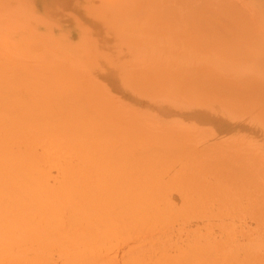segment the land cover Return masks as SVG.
<instances>
[{"label": "bare ground", "instance_id": "1", "mask_svg": "<svg viewBox=\"0 0 264 264\" xmlns=\"http://www.w3.org/2000/svg\"><path fill=\"white\" fill-rule=\"evenodd\" d=\"M127 1L135 67L120 77L128 87L147 90L151 63L158 87L200 93L229 115L264 97V44L255 33L256 18H243L247 12L236 0ZM148 30L158 36L154 43L147 40ZM147 51L153 53L149 60ZM31 55L28 65L7 71L0 65V256L12 255L7 264L41 261L42 250L10 251L53 234L60 236L58 247L71 254L63 264H264V252L242 243L223 245L227 239L213 245L196 243L198 235L192 243L171 244L163 237L136 242L147 232L187 224L209 199L239 215L255 212L263 224L264 155L255 146L241 136L206 138L178 119L160 123L156 135L147 116L130 111L122 99L124 115L115 120L108 106L114 101L105 107L100 93L109 98L110 92L100 82L84 83L81 71L48 53ZM153 56L162 57L159 67ZM183 113L193 114L192 123L202 116L215 119L199 110ZM254 115L252 124L264 129V107ZM120 241L131 252L117 263Z\"/></svg>", "mask_w": 264, "mask_h": 264}, {"label": "rangeland", "instance_id": "2", "mask_svg": "<svg viewBox=\"0 0 264 264\" xmlns=\"http://www.w3.org/2000/svg\"><path fill=\"white\" fill-rule=\"evenodd\" d=\"M126 3H128L127 0H0V65L5 66V71H7L9 70L8 68L10 65H13L14 67L15 65H28L32 63L33 59L31 53L36 54L38 51L48 53L51 55V59H56V63L65 65L66 67L69 65L73 67L74 70L81 71L85 78L84 83L89 84L94 81V83L97 84V82H100L101 88L110 92L109 98L102 96L101 93L100 97L102 99L104 98L102 100L103 103L106 101L104 104L105 107H112L109 108L110 111L112 110L110 114L114 116L115 120H117V118L119 120L123 118L122 115L124 114L122 113V106L119 103L120 99H122L127 103V106L131 108L130 111L142 112V115L145 114V116H147V126L153 128L157 135L160 129L159 124L161 123L163 126L166 124V121L174 119L177 115L176 109H180L177 117H183L182 122L193 124L195 126L191 127L192 131H196L198 134H202L207 138L210 134L209 131H211L214 126L223 123V120L219 119H224L219 118L221 116L218 115H221L219 114L221 111L219 110L218 104L211 98L200 93L187 95V92H182V89L179 88H167L163 85L158 87L154 84L157 78V73L156 70L153 69L154 65L151 63L147 64V90L128 87L124 82L126 79L120 77V73L126 74V72H129L135 67V65L130 64L132 61L131 53L133 50L130 46L131 42L128 39V36L133 35L135 32H132L134 29L132 23L128 22V19L131 17L128 15L131 8L127 7ZM154 35V30H148V42L150 41L151 43H154L155 40L152 37H158ZM151 55H153V53L150 54V52L147 51V60L151 58ZM153 58L156 63L155 66L159 67L162 57L153 56ZM106 98L107 100H105ZM110 102H112V104L114 103V108ZM108 103L111 105H108ZM128 104H131V106ZM167 107H170L171 109ZM202 108L210 109L211 112L209 114L212 115V118L215 117V119L213 121L207 120L202 116L192 123L191 118L194 117L192 116L193 114L183 113L189 112L195 114L198 110L199 113L201 111L206 113L209 112V110H201ZM116 109H119V111L117 110L116 112H120L121 115L116 114ZM151 111H156L157 113H152ZM113 112L115 113L113 114ZM223 125L224 123L222 124V127H224ZM211 138L214 139L213 137ZM212 139H210L211 143ZM259 172L261 173L260 170ZM213 200L214 199H209L205 201L206 204L202 202L203 206L200 209L203 208V211L198 209L195 212V214L197 213V216H195L196 220H194L193 216L195 214H193L186 219L188 222L185 225L182 223L175 225L172 227L173 229H169L167 232H147V236H138L137 241H135L137 243L143 242L147 238V242H150L156 238L163 237L171 244L176 242L179 244L182 242L192 243L199 239L196 243H204V240L205 244L207 243L208 245V243H211L213 245L217 244L214 242H217L219 239L221 242H224V240L227 239L225 240L227 244L224 242L223 245H230L232 243L231 245L237 246L242 243L245 245L247 244V246L250 245L249 249L252 248L255 250L254 248H256L259 251L264 252V227H261L264 223L261 224L262 218H260V216L258 218V216L253 214L255 212H251L250 210H246L247 212L245 210L241 211L245 213L239 215L238 213H235L238 210L227 209L226 207H222L223 205H221L222 203H219V200L218 203L217 200L214 202ZM212 210L214 211V215H212L213 217L211 216L212 218L204 217L208 216L210 213L209 211ZM199 211H202L203 214L202 212L198 213ZM216 211H218L217 214L221 217L216 215ZM231 212L235 215L233 213L232 215ZM210 214H212V212ZM241 215H243V217ZM192 221H194L193 223L197 221L198 229H194L196 227H194L195 224H193ZM244 221H246L247 224ZM255 221L259 222H257L258 225ZM203 222L207 225L204 226ZM212 222H216L217 224L221 223V225L216 227L215 224L212 225ZM211 226L212 228H210ZM229 226L233 227L234 230H230ZM253 227L256 228L254 229ZM182 228H184V230H182ZM217 228H221L222 231H219ZM240 229L244 231V233H242ZM256 230H258V232ZM196 232L197 234H195ZM220 232L222 233L220 234ZM259 232L262 234H259ZM193 234H195V237ZM241 234L244 235L241 236ZM57 235L58 234H56V236ZM197 235L199 237L198 239ZM245 235L248 236L246 237ZM53 236L56 239L53 238ZM56 236L54 234L47 237L41 236V238L37 236L36 238L38 240L35 239L34 242L33 237L31 240H28L29 243L27 241L26 244L22 243L13 247L10 252L11 254H14L16 251V253L18 252L21 254L24 251V248L25 251L21 254L23 255L24 253H31L34 250H40V252L42 250L39 259L41 261L35 262L36 264H63L62 262L66 261L64 257L67 255V258H69L71 257V254L64 252L58 247V245L61 247L62 245L59 244L58 241H55L58 237L60 238L59 235ZM223 236L227 238H224ZM48 238H51V240ZM257 238H259V240ZM238 239L241 242H239ZM41 240L45 247H42V243L39 244ZM45 242L46 244L50 242L48 244L49 247H46ZM54 242L56 245H54ZM120 242L121 243L118 242L119 252L114 255V259L117 263L122 257H127L131 252V248L128 249L129 247L125 245L123 241ZM228 242L230 244H228ZM35 243L37 244L35 245ZM44 252H46V254ZM11 257L12 255H9V259H11ZM7 259L8 256H0V264H7V261L9 260ZM35 263L33 262L32 264Z\"/></svg>", "mask_w": 264, "mask_h": 264}, {"label": "crops", "instance_id": "3", "mask_svg": "<svg viewBox=\"0 0 264 264\" xmlns=\"http://www.w3.org/2000/svg\"><path fill=\"white\" fill-rule=\"evenodd\" d=\"M236 2L239 4V7L242 8L241 10L245 9V11L247 12L246 13L243 10L244 15L246 13L245 16L242 13V15L244 17H249V15H250V17L252 18L253 21H255V18H256L257 24L255 22L254 27L256 28L257 31H255V33H256L258 38L260 37L259 40L261 41V43L264 44V1H261V0H259V1L258 0L239 1V0H236ZM247 14H248V16H247ZM224 34H225V32H224ZM229 70L232 71L233 69L229 68ZM243 77H245V74H243ZM258 99H257L258 101L255 99L256 102L254 101V99H252V100L250 99V101L247 104V106L249 108L245 106L242 109L234 110L233 115H229L223 111L220 112L219 114H221V115H218V116H221V117H219V118H224V119H219V120H223V123H224L223 126L227 125V127L226 128L222 127L220 130H217L214 127L213 131H209V133H210L209 136L212 135L213 138H214V136H218V137H222L225 139H229V138H232L235 136H241L245 141H248L250 144L255 146L261 155H264V129L257 127L256 125L252 124V119L255 116L254 113L256 114L258 112V110H261V108L264 107V105L263 106L261 105L262 104L261 102L264 101V97L261 96V97H258ZM258 102H260V103H258ZM249 103H250V105H249ZM251 105H253V106H251ZM256 105H258L257 107H259L260 109L259 108L257 109V107H255ZM252 107H255L254 110ZM182 108H183V106H182ZM244 109L246 110V113H245ZM247 109H248V111H247ZM207 113L209 114L210 112H207ZM174 119L183 120V117L175 116Z\"/></svg>", "mask_w": 264, "mask_h": 264}]
</instances>
